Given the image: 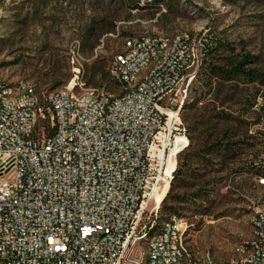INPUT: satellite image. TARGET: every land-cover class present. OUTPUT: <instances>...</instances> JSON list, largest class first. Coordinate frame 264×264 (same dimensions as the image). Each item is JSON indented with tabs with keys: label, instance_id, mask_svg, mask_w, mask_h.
I'll return each instance as SVG.
<instances>
[{
	"label": "built area",
	"instance_id": "1",
	"mask_svg": "<svg viewBox=\"0 0 264 264\" xmlns=\"http://www.w3.org/2000/svg\"><path fill=\"white\" fill-rule=\"evenodd\" d=\"M184 43L140 94H132L125 77L162 46L140 41L131 44L130 59L113 58L123 85L118 108L107 105L105 86L94 87V97L75 100L77 67L64 95L41 96L33 89L25 99L2 100L11 86L0 84V264H135L143 230L160 212L164 183L187 149L179 103L189 97L209 40L202 38L189 62H181ZM156 98H163L162 107H155ZM42 107H49L46 122L33 116ZM8 110H23V117H8ZM256 222L260 237L252 246L259 259L245 264H264L260 214ZM188 228L176 217L171 233L156 242L152 264H181ZM199 257L217 264L210 254Z\"/></svg>",
	"mask_w": 264,
	"mask_h": 264
},
{
	"label": "rangeland",
	"instance_id": "2",
	"mask_svg": "<svg viewBox=\"0 0 264 264\" xmlns=\"http://www.w3.org/2000/svg\"><path fill=\"white\" fill-rule=\"evenodd\" d=\"M139 4L141 8L135 9L123 0H0V38L9 39L0 47V78L10 84L28 82L47 95L73 85L77 67L76 92H83L97 87L87 85V69L98 62L109 72L127 38L188 34L214 40L209 43L213 49L221 42L224 47L207 57L201 68L199 64L181 119L190 117L193 125L195 110L208 113L210 119L221 112L229 114L236 122L220 125L239 129L245 141V154L231 168H264V85L233 83L237 94L224 104L204 90L205 81L211 78L215 84L220 78L212 76L211 63L231 67L247 57L249 69L264 73V0H141ZM113 21L115 31L104 32ZM87 30L95 32L89 39ZM59 81L63 83L56 87ZM116 84L110 78L105 87L117 94ZM196 102L197 109H192ZM254 173L218 175L217 190L206 204L208 215L184 217L189 225L186 242L198 256L210 254L217 264H226L239 245L252 240L256 212L264 210V184ZM162 223L159 212L149 225L159 228Z\"/></svg>",
	"mask_w": 264,
	"mask_h": 264
},
{
	"label": "trees",
	"instance_id": "3",
	"mask_svg": "<svg viewBox=\"0 0 264 264\" xmlns=\"http://www.w3.org/2000/svg\"><path fill=\"white\" fill-rule=\"evenodd\" d=\"M123 1L133 5L135 9L141 8L139 4L141 0ZM27 20L28 17L26 16L22 23H26ZM116 25L115 21L111 22L104 32L113 33ZM95 29L96 32L97 28ZM86 32V39L91 38L95 33H90L89 30ZM213 42L214 40H209V43ZM8 43L9 39L0 38V47H5ZM212 46L208 47V54L202 60L200 68L207 57L213 55L219 48L224 47L221 42L217 48L213 49L211 48ZM210 65L209 69L212 76L217 74L218 78H220L215 84L211 78L205 81L204 90L207 89L208 95L213 96L217 101H221V104L231 101L236 96L238 87L233 86V83L264 85V73L249 69L250 62L247 57L243 61L231 65V67L214 63ZM106 67V65L96 62L88 68L86 72L87 85L105 86L110 81ZM200 74L198 71V75ZM208 76L211 77L210 74ZM62 83L61 81L57 82L56 87H60ZM40 95L43 96V94ZM254 106L255 102H251L250 107L253 108ZM191 108L197 109V102ZM261 110V117H264V106H262ZM206 114L208 113L195 110L192 115L193 125H189L190 117L183 118L184 123L188 125L189 146L177 157V168L170 189L160 208V223L172 216L184 218L188 213H191L194 218L197 215L201 217L208 215L209 210H206V204L213 198L217 190L218 180L216 177L226 171L234 174L243 172L252 174L255 172L254 174L260 179L264 178V168L256 171L252 170L251 167L244 166L235 169L231 168L236 163H239L240 156L245 154V141L241 140L242 133L239 129L224 128L220 124L221 121L224 123L236 122V119L223 112L213 115L211 119ZM216 120L219 123L213 122Z\"/></svg>",
	"mask_w": 264,
	"mask_h": 264
},
{
	"label": "bare ground",
	"instance_id": "4",
	"mask_svg": "<svg viewBox=\"0 0 264 264\" xmlns=\"http://www.w3.org/2000/svg\"><path fill=\"white\" fill-rule=\"evenodd\" d=\"M203 37L194 38L188 34H180L176 37L170 36H159V35H143L134 36L127 38L125 40L124 49L122 52L118 53L115 59H130V47L131 44H140V41L146 43L147 45L162 46L157 50H149L148 54L141 62L136 64L135 72L133 76L125 77V86L132 90V94H140L141 89L147 85V81L155 75L156 71L165 65V60L174 57L178 43L185 39L184 52L185 55H181V62H189V56H195V52L198 50L199 42H202ZM203 59H199L196 63V72L199 64H201ZM115 72V61L109 66L110 77H114V81L119 85V93L107 91V105H111V108H118V100L123 95V85L122 76L114 75ZM183 73H190V65H183ZM0 84H5L11 86V91L2 92V100H16L25 99L31 96V93L37 92L35 87L28 82H22L19 84H10L9 82L0 78ZM116 84V85H117ZM73 85L67 86L60 90L55 91V95H64L65 89H71ZM118 89V88H117ZM95 96V89L91 88L83 92H74L75 100L89 99V97ZM161 97H169V90H161ZM187 99V98H186ZM186 99L179 103V120L181 119V109L186 102ZM163 106V98L155 99V107ZM49 115V107H42L41 109H33V116L38 119L39 122H46L47 116ZM8 117H23V110H8ZM3 122V115H0V123ZM189 138L186 133V140H184V148H188ZM174 174L166 179L164 183V194L162 195L161 203L159 204V209L162 202L169 191L171 182L173 180ZM264 180V178H262ZM159 212H156V217ZM255 213V212H254ZM257 214L261 215V224L264 226V210H258L256 212L255 221V231L254 236L251 241L241 244L236 248L235 255L230 259V264H245V260H258L259 252H255V244L258 237H260V228L257 220ZM176 217L172 216L168 219L163 220V223L159 228L153 225H148L143 230V235L140 238L141 255L135 261V264H152L155 261V251L156 242L164 239V233H171V226L176 225ZM178 221L182 223H188L182 217H178ZM188 230V229H187ZM186 230V233H187ZM187 235V234H186ZM168 262H176V255H168ZM181 264H209V258L199 257L189 245L184 246L183 252V262Z\"/></svg>",
	"mask_w": 264,
	"mask_h": 264
}]
</instances>
